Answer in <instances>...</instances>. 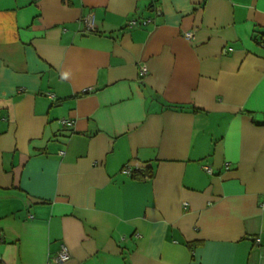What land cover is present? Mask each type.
Instances as JSON below:
<instances>
[{"label": "crops", "instance_id": "1", "mask_svg": "<svg viewBox=\"0 0 264 264\" xmlns=\"http://www.w3.org/2000/svg\"><path fill=\"white\" fill-rule=\"evenodd\" d=\"M262 202L264 0H0V264H264Z\"/></svg>", "mask_w": 264, "mask_h": 264}, {"label": "built area", "instance_id": "2", "mask_svg": "<svg viewBox=\"0 0 264 264\" xmlns=\"http://www.w3.org/2000/svg\"><path fill=\"white\" fill-rule=\"evenodd\" d=\"M84 22H85V24H86V26L88 28H91L92 27V20L89 17L85 18ZM148 22H149L148 20H141V21H139V20H136L135 19V20H131L129 22V26L130 27H136L138 25L145 26ZM183 37H184L185 40H192L193 39V33L186 32V33H184ZM145 74H146V69H145L144 66H141L139 68V77H143ZM61 123L64 126H66V127H71L73 125V122L71 120H62ZM58 154L60 156H62L63 155V152L60 151V152H58ZM203 170L206 173H208V174L211 173V171L208 169V167H204ZM123 171H124V173H126L128 175L131 174V168L129 166H125L123 168ZM260 206L262 208H264V202H262ZM69 259H70L69 251H68V249L64 245H62L60 247V249L57 251V253L54 255V257H52L50 259V261L48 262V264H64Z\"/></svg>", "mask_w": 264, "mask_h": 264}, {"label": "trees", "instance_id": "3", "mask_svg": "<svg viewBox=\"0 0 264 264\" xmlns=\"http://www.w3.org/2000/svg\"><path fill=\"white\" fill-rule=\"evenodd\" d=\"M131 178L136 181H142L145 178H152L153 173L151 168H145L143 171H134L131 172Z\"/></svg>", "mask_w": 264, "mask_h": 264}]
</instances>
